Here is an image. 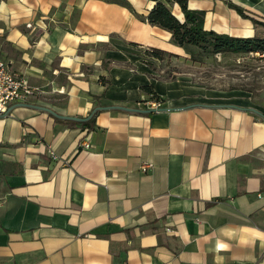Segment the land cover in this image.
<instances>
[{"label": "crops", "instance_id": "obj_1", "mask_svg": "<svg viewBox=\"0 0 264 264\" xmlns=\"http://www.w3.org/2000/svg\"><path fill=\"white\" fill-rule=\"evenodd\" d=\"M125 1L0 0L1 57L33 92L0 115V264H264V105L164 81L148 53L190 52ZM185 1L206 31L264 38V0H230L258 25Z\"/></svg>", "mask_w": 264, "mask_h": 264}, {"label": "rangeland", "instance_id": "obj_2", "mask_svg": "<svg viewBox=\"0 0 264 264\" xmlns=\"http://www.w3.org/2000/svg\"><path fill=\"white\" fill-rule=\"evenodd\" d=\"M258 25L257 23H253ZM189 60L178 62L171 56L155 59L154 73L164 81L179 79L190 86L199 100L237 103L254 108L264 105V56L259 53L208 54L190 52Z\"/></svg>", "mask_w": 264, "mask_h": 264}, {"label": "trees", "instance_id": "obj_3", "mask_svg": "<svg viewBox=\"0 0 264 264\" xmlns=\"http://www.w3.org/2000/svg\"><path fill=\"white\" fill-rule=\"evenodd\" d=\"M112 1L130 8L125 0ZM152 1L155 2V5L146 17H139L141 21L169 32L175 45L184 48L191 53L194 51L215 55L224 53H259L264 56V38H235L217 34L213 31H206L203 27L204 13L188 10L185 0ZM225 1L229 8L235 10L239 16L244 19H249L252 23H257L253 18L247 16L242 8L235 5L230 0ZM171 3H176L179 6L181 13L183 14L182 22L178 21L172 15L169 9ZM148 54L155 59L169 56L158 50H152ZM143 91L150 95L151 100L161 103L160 98L153 91L152 87H143ZM96 115L97 112H95L87 121L78 122L75 123V125L79 128H86L90 131L94 127Z\"/></svg>", "mask_w": 264, "mask_h": 264}, {"label": "built area", "instance_id": "obj_4", "mask_svg": "<svg viewBox=\"0 0 264 264\" xmlns=\"http://www.w3.org/2000/svg\"><path fill=\"white\" fill-rule=\"evenodd\" d=\"M32 90L27 81L15 73L0 54V115L8 112L11 105L15 102L25 103L31 96ZM159 103L153 102L152 108L157 109ZM84 149L90 148V143L84 141ZM55 159V155L51 152Z\"/></svg>", "mask_w": 264, "mask_h": 264}, {"label": "water", "instance_id": "obj_5", "mask_svg": "<svg viewBox=\"0 0 264 264\" xmlns=\"http://www.w3.org/2000/svg\"><path fill=\"white\" fill-rule=\"evenodd\" d=\"M217 107H221V108H233V109H237V110H241V111H246V112H251V113H254V114H257V115H260V113L254 109H251V108H241V107H238V106H234V105H219ZM168 110V109H166ZM136 111V110H135ZM55 115V114H53ZM59 117V116H57ZM60 119L62 120H68V121H73V122H85L87 121L88 119H79V118H71V117H59Z\"/></svg>", "mask_w": 264, "mask_h": 264}]
</instances>
